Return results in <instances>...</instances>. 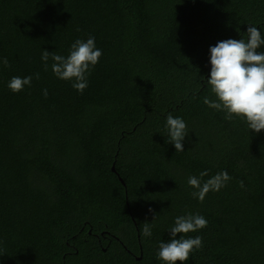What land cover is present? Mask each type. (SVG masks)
Instances as JSON below:
<instances>
[{
    "label": "trees",
    "instance_id": "obj_1",
    "mask_svg": "<svg viewBox=\"0 0 264 264\" xmlns=\"http://www.w3.org/2000/svg\"><path fill=\"white\" fill-rule=\"evenodd\" d=\"M248 26L264 37V0H0V264H163L187 214L207 226L181 234L203 243L184 264H264V130L204 103L210 47ZM89 37L102 56L80 93L41 55ZM223 171L225 187L192 196L190 176Z\"/></svg>",
    "mask_w": 264,
    "mask_h": 264
},
{
    "label": "clouds",
    "instance_id": "obj_2",
    "mask_svg": "<svg viewBox=\"0 0 264 264\" xmlns=\"http://www.w3.org/2000/svg\"><path fill=\"white\" fill-rule=\"evenodd\" d=\"M248 39H227L211 46L210 74L207 82L211 92L217 98L211 101L205 98L204 103L209 107L226 113L225 119L240 118L246 122L248 128L256 133L264 130V52L257 50L264 45V37L255 26H248ZM102 50L95 45V38L89 37L86 41L77 39L69 50L67 57L44 50L41 60L47 70V61L51 57L52 71L62 80L74 81L72 86L80 93L88 87L87 77L99 62ZM3 64L8 65L7 58ZM39 79V74H36ZM32 76L13 77L8 87L13 93L21 92L25 86H31ZM47 96V89L44 90ZM168 143L174 145L176 152H183V142L188 135L187 125L180 117L167 116L166 124ZM202 172L200 177L206 176ZM232 178L226 171L220 172L203 184L201 179L190 176L188 185L195 189L191 194L200 202L210 191H220ZM243 187V181L240 182ZM151 211V209H150ZM207 226V220L199 214H187L175 219L171 227L168 242L159 244L158 259L163 264H184L194 250L203 247L202 238H185L189 232H197ZM142 234L145 237L152 235V226L143 225Z\"/></svg>",
    "mask_w": 264,
    "mask_h": 264
},
{
    "label": "water",
    "instance_id": "obj_3",
    "mask_svg": "<svg viewBox=\"0 0 264 264\" xmlns=\"http://www.w3.org/2000/svg\"><path fill=\"white\" fill-rule=\"evenodd\" d=\"M111 169H112V171H114V172L117 174L119 180L124 184L122 178H121V177L119 176V174L116 172V170H115V168H114V165L111 166ZM141 256H142V251L140 250V255H139V256H135V258H136V259H140Z\"/></svg>",
    "mask_w": 264,
    "mask_h": 264
}]
</instances>
